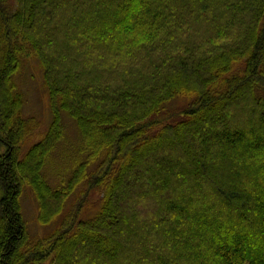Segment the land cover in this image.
I'll list each match as a JSON object with an SVG mask.
<instances>
[{"label":"trees","instance_id":"16d2710c","mask_svg":"<svg viewBox=\"0 0 264 264\" xmlns=\"http://www.w3.org/2000/svg\"><path fill=\"white\" fill-rule=\"evenodd\" d=\"M31 57L53 120L28 146ZM64 114L82 159L52 185ZM0 264H264V0H0Z\"/></svg>","mask_w":264,"mask_h":264},{"label":"rangeland","instance_id":"374dc122","mask_svg":"<svg viewBox=\"0 0 264 264\" xmlns=\"http://www.w3.org/2000/svg\"><path fill=\"white\" fill-rule=\"evenodd\" d=\"M22 68L21 72L15 77V83L24 95L25 103L23 112L25 117L34 122L36 121L37 124L36 136L30 142V145H28L32 146L31 144L39 142L47 133V130L52 124L53 114L50 110L48 93L44 87L43 69L40 67L37 59L35 57H31L29 60L27 59ZM188 102V99H176L170 102L165 108L164 115L161 116L162 121L172 123V121L178 120L174 118L175 114H179L187 106ZM63 123L65 137L60 143V155L57 154V157H53L55 159L52 162L53 168L49 167L47 171L48 179L52 185L60 184V179L57 178L56 174L64 177L62 180H69L72 174L70 168L74 165L72 161L76 159L74 157H77V149H79L80 145V136L76 125L70 120L67 114L63 115ZM28 148H25V152H27ZM81 159L82 157H77L76 161ZM76 198L77 193L67 200L66 210L70 209L76 201ZM92 200L96 204L90 208L92 209V214H94L99 206V194H95ZM22 207L28 234L31 239H44L56 229L57 223L55 221L49 226H42L38 221L39 205L34 193L30 189L24 191Z\"/></svg>","mask_w":264,"mask_h":264}]
</instances>
